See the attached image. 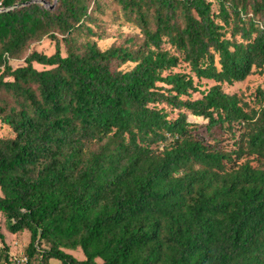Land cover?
I'll use <instances>...</instances> for the list:
<instances>
[{
  "label": "trees",
  "instance_id": "16d2710c",
  "mask_svg": "<svg viewBox=\"0 0 264 264\" xmlns=\"http://www.w3.org/2000/svg\"><path fill=\"white\" fill-rule=\"evenodd\" d=\"M27 1L0 0V212L30 240L0 264H264V89L224 88L264 69V0Z\"/></svg>",
  "mask_w": 264,
  "mask_h": 264
},
{
  "label": "rangeland",
  "instance_id": "374dc122",
  "mask_svg": "<svg viewBox=\"0 0 264 264\" xmlns=\"http://www.w3.org/2000/svg\"><path fill=\"white\" fill-rule=\"evenodd\" d=\"M125 29L128 31L129 27L127 25H119V24H113L109 31L112 35H116L118 33L119 29ZM114 40V36H110L104 39L100 40V45L102 47L108 46L112 41ZM31 48H35L39 51H43L45 53H52L55 50L54 42L49 39H44L42 41H39L32 45ZM11 63L13 66H18L24 64L23 59H12ZM37 67H41V65L36 64ZM205 84L210 85V81H203ZM224 88L226 91L229 92H237L238 94L242 95L247 100L251 101L252 104H254L253 98L254 94L258 89H264V69L262 72L259 70H255L251 75H249L245 80L235 82L233 84H224ZM189 120L192 122H198L200 124H204L206 122V119H203L200 116H195L190 114ZM12 134V131L10 128L3 124L0 121V135H9ZM0 233L4 235V239L9 245V250L13 256V258L22 259L26 257L24 255V249L29 243L30 240V232L28 230L19 231L16 233H12L7 228V223L5 216L0 212ZM0 242H2V239L0 237ZM72 254H74L78 258L84 257L83 252L78 250H72ZM50 264H59L57 261L52 260ZM31 264H38V260H33Z\"/></svg>",
  "mask_w": 264,
  "mask_h": 264
},
{
  "label": "water",
  "instance_id": "95a60500",
  "mask_svg": "<svg viewBox=\"0 0 264 264\" xmlns=\"http://www.w3.org/2000/svg\"><path fill=\"white\" fill-rule=\"evenodd\" d=\"M29 2H41L43 4H46L47 6L49 7H54V5L56 4L57 0H54V3L53 4H50L49 2H47V0H30V1H27V2H24V3H17L15 4V6H18V5H22V4H26V3H29Z\"/></svg>",
  "mask_w": 264,
  "mask_h": 264
},
{
  "label": "built area",
  "instance_id": "2783aa9c",
  "mask_svg": "<svg viewBox=\"0 0 264 264\" xmlns=\"http://www.w3.org/2000/svg\"><path fill=\"white\" fill-rule=\"evenodd\" d=\"M2 247V243L0 242V248ZM14 260H16L17 262H24V261H26L27 260V257H24V258H22V259H17V258H15Z\"/></svg>",
  "mask_w": 264,
  "mask_h": 264
}]
</instances>
